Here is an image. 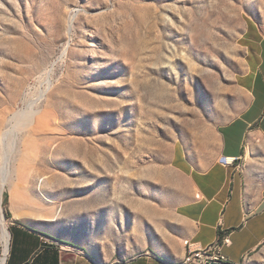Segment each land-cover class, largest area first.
I'll use <instances>...</instances> for the list:
<instances>
[{
    "label": "rangeland",
    "instance_id": "374dc122",
    "mask_svg": "<svg viewBox=\"0 0 264 264\" xmlns=\"http://www.w3.org/2000/svg\"><path fill=\"white\" fill-rule=\"evenodd\" d=\"M253 28L264 0H0V172L15 137L26 220L105 264L166 248L189 188L173 150L240 112Z\"/></svg>",
    "mask_w": 264,
    "mask_h": 264
},
{
    "label": "crops",
    "instance_id": "0c3cea01",
    "mask_svg": "<svg viewBox=\"0 0 264 264\" xmlns=\"http://www.w3.org/2000/svg\"><path fill=\"white\" fill-rule=\"evenodd\" d=\"M245 37L246 61L237 77L244 96L240 112L226 123L199 126L173 150L171 164L189 188L174 208L167 247L130 258L113 255L108 264H192L190 249L206 248L222 233L231 240L222 248L227 264H264V170L253 157L254 138L264 136V29ZM224 158L237 161L226 166ZM2 206L7 218L0 223V264H105L103 255L94 260L26 220L0 186Z\"/></svg>",
    "mask_w": 264,
    "mask_h": 264
},
{
    "label": "built area",
    "instance_id": "2783aa9c",
    "mask_svg": "<svg viewBox=\"0 0 264 264\" xmlns=\"http://www.w3.org/2000/svg\"><path fill=\"white\" fill-rule=\"evenodd\" d=\"M236 159L224 158L221 160L222 164L231 166L235 164ZM6 213L0 208V223L5 225ZM231 244V240L228 234L222 233L219 235L218 241L206 248L193 249L192 264H225L227 263L226 257L222 253V248ZM188 247L190 244L188 242Z\"/></svg>",
    "mask_w": 264,
    "mask_h": 264
},
{
    "label": "bare ground",
    "instance_id": "6f19581e",
    "mask_svg": "<svg viewBox=\"0 0 264 264\" xmlns=\"http://www.w3.org/2000/svg\"><path fill=\"white\" fill-rule=\"evenodd\" d=\"M73 28H74V20H71L70 25H69V28H68V31L69 32H72L73 31ZM46 93H47V90L43 92L41 98L44 97L46 95ZM35 105H36V102L33 104V106L31 107V109H26L23 112H21V114L23 115V118L22 119L26 118L30 113H32L34 111ZM15 139L16 138L14 137L12 139V141L9 143L10 144L9 149L11 150V152H10V154H8L9 151H6L7 152V155H6V160L4 161V164L5 165L3 164L4 167L2 168V170L0 172V181H1L2 185H3V187L5 185H7V183L9 182V178H10L11 173H12V171H11V165H10V159H11V156H12L11 153L14 152V150L16 149V140ZM9 149H7V150H9ZM6 152H5V154H6ZM185 244L188 246V241H186ZM190 255H191V257H193V250H191V249H190Z\"/></svg>",
    "mask_w": 264,
    "mask_h": 264
},
{
    "label": "water",
    "instance_id": "95a60500",
    "mask_svg": "<svg viewBox=\"0 0 264 264\" xmlns=\"http://www.w3.org/2000/svg\"><path fill=\"white\" fill-rule=\"evenodd\" d=\"M214 264V263H213ZM215 264H220V263H215ZM225 264H227V263H225Z\"/></svg>",
    "mask_w": 264,
    "mask_h": 264
}]
</instances>
